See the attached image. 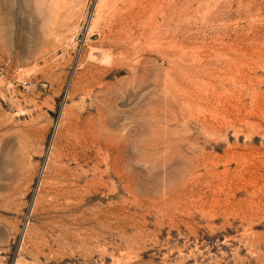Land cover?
Wrapping results in <instances>:
<instances>
[{"label": "rangeland", "instance_id": "obj_1", "mask_svg": "<svg viewBox=\"0 0 264 264\" xmlns=\"http://www.w3.org/2000/svg\"><path fill=\"white\" fill-rule=\"evenodd\" d=\"M0 264H264V0H0Z\"/></svg>", "mask_w": 264, "mask_h": 264}]
</instances>
